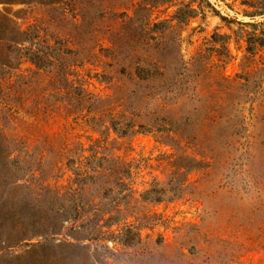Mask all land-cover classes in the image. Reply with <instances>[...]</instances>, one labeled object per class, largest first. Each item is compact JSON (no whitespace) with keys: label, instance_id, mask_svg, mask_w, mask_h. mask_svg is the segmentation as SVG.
Wrapping results in <instances>:
<instances>
[{"label":"rangeland","instance_id":"obj_1","mask_svg":"<svg viewBox=\"0 0 264 264\" xmlns=\"http://www.w3.org/2000/svg\"><path fill=\"white\" fill-rule=\"evenodd\" d=\"M0 39V78L12 83L0 80V264H176L179 237L193 231L205 239L181 264H223L232 242L242 250L225 264H264V0L0 2ZM34 62L67 88L116 94L113 108L151 124L128 150L92 146L102 168L117 155L129 163L123 186L102 176L77 193L71 171H52L51 134L74 129L84 157L97 135L61 109L42 112ZM149 62L162 68L156 83ZM94 212L118 223L96 232ZM55 215L69 217L59 231ZM129 224L137 236L121 235Z\"/></svg>","mask_w":264,"mask_h":264},{"label":"trees","instance_id":"obj_2","mask_svg":"<svg viewBox=\"0 0 264 264\" xmlns=\"http://www.w3.org/2000/svg\"><path fill=\"white\" fill-rule=\"evenodd\" d=\"M31 0H0V2L4 3H15V2H21V3H28ZM192 12V11H191ZM255 12L254 14H256ZM252 16V15H251ZM127 20H129L127 18ZM10 22H12L10 20ZM1 40V39H0ZM11 41V40H10ZM13 42V41H11ZM17 43V42H14ZM249 47L247 48L246 53L253 54V50L250 48V44L248 43ZM263 46L264 44H260ZM63 53L64 52H60ZM65 54H68L65 52ZM59 58H55V61L58 62ZM247 60V59H245ZM34 65L36 67L35 71H29L30 78L31 76H34L36 73H40V78H42V83L40 85H36V95H42L45 94L46 100H44V106L42 107V112L45 114L48 112H51L54 108L55 111L62 110L66 115H72L74 116L73 122L76 123L77 121H80L83 125V127L88 128L90 133L97 135L96 138L90 137L91 145L87 148V151L92 152V146H95V149H98V151H101L100 153H103L107 149L108 146H114L117 145L119 148H116L117 151H120L122 148L128 150L130 145V138L138 133H147L153 130H148L150 128V125L146 127L144 124L136 123L134 121L137 116L136 111H133L131 108L130 110H127V108L124 107V103L119 102V104L116 106V108H113V104L116 98H118L115 94L113 96H106L101 100H98V98H95L94 96H91L90 94L86 93L83 89H80L76 86H68V88L65 86L64 83L68 84L65 80L60 81L56 77H51L48 75V72H44L42 66H38L36 62H34ZM148 65L152 66L156 72L151 73V75H148L145 77V79H151V82L156 83V79L160 77V70L162 69L161 66L156 67V64L153 62H149ZM58 67H60V64L58 63ZM106 67L109 68V65L106 64ZM42 70V71H41ZM104 70V67H103ZM41 71V72H40ZM121 72V71H120ZM64 75H68L64 71ZM136 75V74H135ZM179 76V75H178ZM136 78L139 80L140 76L136 75ZM8 79H10V76H3V79L0 78V80H3V84H6L5 88H11L12 83L9 84ZM106 79V78H105ZM103 79V80H105ZM7 80V82H5ZM245 81V80H244ZM29 82V80L27 81ZM24 83L23 86H26L28 83ZM107 83L109 80L106 81ZM246 82V81H245ZM44 83V84H43ZM239 84H237L238 86ZM62 94L68 95L65 97V105L64 106H56L61 105L57 103H61V96ZM119 99V98H118ZM118 102V100H117ZM212 113L213 110H210ZM124 113L127 114V116H124ZM210 118H214L211 114ZM169 128L165 130V132H168L169 134H174L175 132L172 127L168 126ZM71 127H65L63 131L53 133L48 137L49 145H51V154L53 159H56V163H52V171L57 170L58 166L62 165L66 167L69 171L72 173V179H70L69 185L74 186V190L79 193L82 191V189L87 186V184H94L95 181L98 179H101V177H105L104 183H107L110 181L114 186H123V180L125 178L129 177V163H126L122 160L121 156H113V159L110 161V167L109 168H102L101 163H106L107 159L103 157L95 158L94 154H97L98 152L93 151L92 155L89 157L82 156L83 153L86 151L84 150L83 146L80 142L75 141L77 139V136H71L69 133ZM156 134H159L160 130H155ZM110 133L113 134L112 138H109ZM178 134L183 137L184 134L179 132ZM187 139V138H185ZM120 141V142H119ZM185 146H188L189 142L188 139L184 141ZM124 146V147H123ZM97 160L98 166L94 168L87 167L88 160ZM84 162L82 164L81 162ZM78 164L77 167L75 165ZM109 190V189H104ZM103 197V194H102ZM106 198V196H105ZM159 198V195L154 196V200L151 201L153 204H158L161 202ZM146 211L149 212L151 210L146 208ZM115 212H117L115 210ZM79 212H75L74 219L77 217V214ZM95 214H92V216H98V220L102 222L101 227H98L96 232H99L100 230L104 228L110 229L112 225H116L118 221L115 219L114 216H109L107 219H103L99 216V212H94ZM132 213L135 214L133 211ZM56 218H58V225L60 223L59 228H57V221L55 229L56 231H59L61 226V223L65 221V219H69L68 216H59L55 215ZM134 217V216H133ZM155 217V213L152 212L150 214L149 218ZM144 219V216H143ZM264 222V221H262ZM55 225V224H54ZM125 229H123L122 234L124 233H130L132 230H134L136 236L139 229L136 227H133L132 224L125 225ZM54 233L55 230H52ZM102 231V230H101ZM106 232H100L99 237H103V235ZM190 234H185L183 236H180L179 238L183 239L184 241H181L178 244V250L176 251L178 262L176 264H181L180 262H187L191 261L193 259V256L196 252L195 250V244H198V240H204L205 235L202 232L199 231H193L189 232ZM259 234L262 236L261 242L258 245H264V226H261L259 230ZM124 236V235H123ZM126 237V236H125ZM97 237L92 238V240H96ZM124 245L130 246L136 244L132 242L131 240H124ZM229 253L223 254V264H225L226 259L235 257L233 254V247L238 246L239 248L236 250L240 251L242 250L241 246L236 245L234 242L227 243ZM236 248V247H234Z\"/></svg>","mask_w":264,"mask_h":264}]
</instances>
